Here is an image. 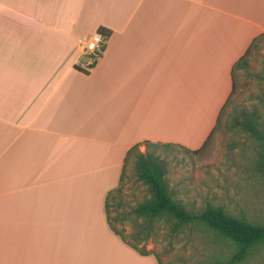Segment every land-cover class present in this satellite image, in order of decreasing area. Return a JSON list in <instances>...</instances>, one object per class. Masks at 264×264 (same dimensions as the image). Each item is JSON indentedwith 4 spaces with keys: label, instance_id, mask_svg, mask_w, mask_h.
Instances as JSON below:
<instances>
[{
    "label": "crops",
    "instance_id": "crops-1",
    "mask_svg": "<svg viewBox=\"0 0 264 264\" xmlns=\"http://www.w3.org/2000/svg\"><path fill=\"white\" fill-rule=\"evenodd\" d=\"M261 33L264 0H0V264H158L107 193L133 145H203Z\"/></svg>",
    "mask_w": 264,
    "mask_h": 264
},
{
    "label": "rangeland",
    "instance_id": "rangeland-1",
    "mask_svg": "<svg viewBox=\"0 0 264 264\" xmlns=\"http://www.w3.org/2000/svg\"><path fill=\"white\" fill-rule=\"evenodd\" d=\"M92 36V35H91ZM237 94L222 115L210 149L206 153L193 154L181 147L156 149V154L168 163V181L177 196L191 209H200L207 202L223 205L230 213L244 214L254 221H264V178L253 171L264 143L253 135L231 128L229 119L233 107L257 108L264 118V38L260 39L248 68L236 70ZM146 144L140 146L145 151ZM135 157L126 166L127 177L121 206L119 198L110 201V215L129 210L150 193L147 186L137 180ZM116 227L129 240L136 228L131 217L114 220ZM159 221L154 230L157 235L150 239L147 249L154 250L160 264H194L190 260L194 243L206 253L208 259L226 260L236 252L235 245L212 231L188 227L185 233L170 238ZM197 252H200L198 250ZM152 256L155 257L154 254ZM156 258V257H155ZM239 264H264V246L255 249L247 260Z\"/></svg>",
    "mask_w": 264,
    "mask_h": 264
},
{
    "label": "trees",
    "instance_id": "trees-1",
    "mask_svg": "<svg viewBox=\"0 0 264 264\" xmlns=\"http://www.w3.org/2000/svg\"><path fill=\"white\" fill-rule=\"evenodd\" d=\"M98 32L105 38H110L112 29L100 26ZM264 38V33L258 35L250 44L247 51L238 59L232 69L233 88L221 109L217 125L214 127L203 145L197 149H191L180 143L172 142H153L143 141L133 145L127 152L123 170L120 176L119 185L109 191L106 196L105 208L110 229L117 234L120 239L141 255L154 254L158 264L159 258L154 250L147 249V242L154 238L155 224L163 221L164 229L168 237H178L185 233L190 227H199L214 232L215 234L230 240L236 247L234 255L226 260L208 259L206 253L194 243V252L190 260L194 264H239L247 260L248 256L258 247L264 246V221H254L246 215H236L230 213L223 205L207 202L200 209H191L182 199L177 196V191L170 187L168 181V163L166 159L156 154V149L164 147L166 149L181 147L187 152L193 154H204L211 147L217 129L222 120V115L231 104L237 94L236 70L248 68L255 47L260 39ZM231 128H240L241 130L253 135L264 143V118L257 108H248L245 106H235L229 119ZM146 144L145 151L140 150V146ZM259 158L253 164V171L264 178V146L259 152ZM135 159V169L137 180L147 186L150 195L144 200L132 206L129 210L118 211L115 217L110 215V201L119 198L116 206H121L124 197L123 191L127 177L126 166L132 158ZM130 218L136 228L131 234V239L123 231L116 227L114 220H125ZM200 250V252H197Z\"/></svg>",
    "mask_w": 264,
    "mask_h": 264
},
{
    "label": "built area",
    "instance_id": "built-area-1",
    "mask_svg": "<svg viewBox=\"0 0 264 264\" xmlns=\"http://www.w3.org/2000/svg\"><path fill=\"white\" fill-rule=\"evenodd\" d=\"M104 36L101 33H94L83 45L84 53L88 54V67L91 68L100 58L103 52Z\"/></svg>",
    "mask_w": 264,
    "mask_h": 264
}]
</instances>
